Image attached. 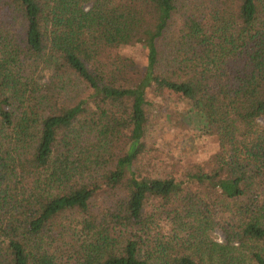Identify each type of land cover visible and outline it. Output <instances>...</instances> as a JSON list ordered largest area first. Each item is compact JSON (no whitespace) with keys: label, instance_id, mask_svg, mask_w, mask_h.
Masks as SVG:
<instances>
[{"label":"trees","instance_id":"16d2710c","mask_svg":"<svg viewBox=\"0 0 264 264\" xmlns=\"http://www.w3.org/2000/svg\"><path fill=\"white\" fill-rule=\"evenodd\" d=\"M150 94L218 144L179 179ZM0 264H264V0H0Z\"/></svg>","mask_w":264,"mask_h":264},{"label":"rangeland","instance_id":"374dc122","mask_svg":"<svg viewBox=\"0 0 264 264\" xmlns=\"http://www.w3.org/2000/svg\"><path fill=\"white\" fill-rule=\"evenodd\" d=\"M135 53L139 54L140 49H135ZM50 74L49 69L40 66L32 78L36 82L46 81ZM148 98L147 149L140 162L147 173L159 178L174 176L179 179L190 165L203 162L218 150L214 138L202 135L203 119L200 113L190 110L185 103L174 98L152 94ZM211 236L219 242L225 239L222 229L218 227L212 230ZM71 249L63 246V252ZM69 258L73 261V257Z\"/></svg>","mask_w":264,"mask_h":264}]
</instances>
